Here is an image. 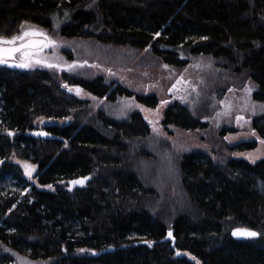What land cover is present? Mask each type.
<instances>
[{"label": "trees", "instance_id": "1", "mask_svg": "<svg viewBox=\"0 0 264 264\" xmlns=\"http://www.w3.org/2000/svg\"><path fill=\"white\" fill-rule=\"evenodd\" d=\"M56 21L64 39L147 50L168 67H187L189 56L223 61V92L207 95L199 111L192 96L174 102L164 111L165 127L207 129L233 88L264 107V0H0V36L16 35L24 23L50 30ZM77 91L109 101L134 97L148 108L159 102L101 78L0 66V264L11 260L9 252L49 264H193L187 256L200 264H264V158L218 163L204 152H184L171 170L178 200L160 197L156 177L146 184L136 170L155 160L143 143L150 128L142 116L90 115ZM245 118L242 129L254 139L228 146L231 154L264 142V114ZM38 119L66 121L43 129L57 140L31 136ZM238 127L229 123L219 137ZM11 157L35 165L37 184L55 190L28 182ZM85 177V188L69 190L70 181ZM234 228L259 238L235 241ZM170 230L175 250L160 242Z\"/></svg>", "mask_w": 264, "mask_h": 264}, {"label": "rangeland", "instance_id": "2", "mask_svg": "<svg viewBox=\"0 0 264 264\" xmlns=\"http://www.w3.org/2000/svg\"><path fill=\"white\" fill-rule=\"evenodd\" d=\"M58 23L59 21H56L55 26L50 30L29 23L22 24L16 35L24 29L32 28L43 31L55 43L30 49L33 53L32 66L30 67L18 66L23 60L21 53H15L11 57L6 55L4 58L8 62L0 63V66L23 72L46 70L59 79L63 75L83 80L101 78L113 88L121 86L133 95H156L159 100L158 105L155 108H148L139 104L134 97L121 96L109 101L106 98L97 99L81 91L76 92L82 100L88 102L90 115L102 112L104 116L115 121L128 120L132 113H139L142 116L150 128L149 137L143 143L149 142L150 146H145V149L152 151L155 160L152 163L139 162L136 170L140 179L146 184L152 182L156 177L152 184L160 197L164 198V195H167L169 198L173 196L178 200L176 191L171 189L175 183L171 170H173L174 156L184 152H204L218 163L226 162L229 158L234 157L254 164L264 158V142L262 141L258 142L257 148L253 151L232 154L227 151L228 146L254 139L247 127L242 129L245 117L264 114L262 105L252 103L248 96L245 99L246 89L239 92L234 88L231 89L223 99V108L214 117H210L209 126L205 130L188 132L162 125L164 111L174 102L184 104L192 96V110L199 111L207 95H211L215 99V94L218 91L223 92L219 90V87H222L221 82L223 85L227 83L224 81L227 79H224L227 71L222 67L223 61L205 56H189L187 67H168L153 58L147 50L137 52L130 47L117 48L94 40L64 39L58 33L57 29L60 25ZM34 39L44 38L38 36ZM38 60L44 61V63H37ZM49 64L53 67H48ZM233 84L237 87V84ZM247 107L249 109H245ZM236 112L239 114L237 115ZM195 113L198 117L204 115ZM65 122L64 120L38 119L35 126L37 130H43L48 126H64ZM235 122L240 124L238 128L242 130L220 138V130L229 127V123ZM165 146L168 147V152L164 158L160 153ZM10 162L16 164L21 169L24 178L36 185L39 190H55L53 187H41L37 184L35 180L37 167L35 165L15 157H11ZM165 163H167L165 165L167 168H164ZM29 171H31L30 175ZM9 254L11 260H8L6 264H49L48 262L32 261L27 256L14 252H9ZM187 258L193 264H200L193 257L187 256Z\"/></svg>", "mask_w": 264, "mask_h": 264}, {"label": "snow or ice", "instance_id": "3", "mask_svg": "<svg viewBox=\"0 0 264 264\" xmlns=\"http://www.w3.org/2000/svg\"><path fill=\"white\" fill-rule=\"evenodd\" d=\"M159 35V33H156ZM43 37L44 39L37 40L35 37ZM19 42V43H17ZM48 43L54 44L55 41L48 37L46 33L43 31H37L35 29L29 28L24 29L18 35H13L10 38L5 36H0V63H7L8 61L4 58L6 55L11 57L15 53H21L22 62L18 65L19 67H30L32 66L31 60L33 57V53L30 49L39 48L40 46L46 45ZM7 46V47H6ZM37 63H44V61H36ZM48 67H53V65L49 64ZM59 67V65H56ZM250 91V89H249ZM239 119V118H238ZM29 167V166H26ZM31 171H29V175ZM73 183H82V181H73ZM48 187H51L49 185ZM234 235H243L249 237H255L259 235V233L249 230V229H236L233 233ZM169 236H171V232H169Z\"/></svg>", "mask_w": 264, "mask_h": 264}, {"label": "water", "instance_id": "4", "mask_svg": "<svg viewBox=\"0 0 264 264\" xmlns=\"http://www.w3.org/2000/svg\"><path fill=\"white\" fill-rule=\"evenodd\" d=\"M33 138L41 139V140H57L58 138L53 136L52 134L47 133L45 130H37L31 133ZM73 181H82V183H73ZM90 181V177L75 179L69 182V190L72 191L74 189H83L86 187L87 183ZM236 229H245V228H234L231 230V238L235 241H248V240H256L259 238V235L255 237L243 236V235H234V231ZM251 230V229H249ZM253 231V230H252ZM169 232H171V236H169ZM161 243H170L171 248L175 250V238L173 236V230L167 231L165 237L160 241ZM181 255L180 252L176 253V256L179 257Z\"/></svg>", "mask_w": 264, "mask_h": 264}]
</instances>
